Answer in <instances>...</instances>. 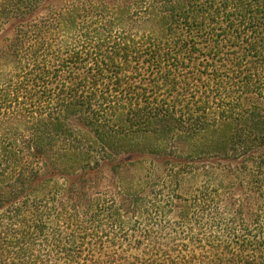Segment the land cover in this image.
Instances as JSON below:
<instances>
[{
	"label": "trees",
	"instance_id": "1",
	"mask_svg": "<svg viewBox=\"0 0 264 264\" xmlns=\"http://www.w3.org/2000/svg\"><path fill=\"white\" fill-rule=\"evenodd\" d=\"M0 264H264V0H0Z\"/></svg>",
	"mask_w": 264,
	"mask_h": 264
}]
</instances>
